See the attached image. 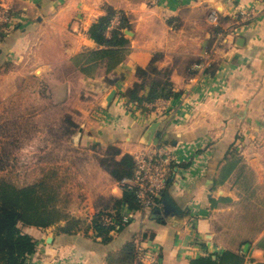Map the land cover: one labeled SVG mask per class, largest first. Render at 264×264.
Returning a JSON list of instances; mask_svg holds the SVG:
<instances>
[{
    "label": "crops",
    "instance_id": "1",
    "mask_svg": "<svg viewBox=\"0 0 264 264\" xmlns=\"http://www.w3.org/2000/svg\"><path fill=\"white\" fill-rule=\"evenodd\" d=\"M7 2L13 18L0 35V62L51 44L45 36L53 33L68 57L101 48L90 36L91 25L106 6L126 13L131 33L125 30L128 54L119 65L109 73L98 67V73L87 74L81 68L87 59L80 58L71 65L73 77L55 78L49 87L56 98L66 97L65 104L77 96L84 101L75 107L79 113L100 107L107 114L96 117L103 125L88 130L73 118L79 125L75 142L90 144L98 159L109 145L133 157L166 145L175 166L164 194L169 192L186 215L178 227L162 208L156 214L123 208L131 222L108 244L90 237L92 230L60 234L56 226L26 227L37 245L30 264H109L129 241L137 251L141 246L157 255V264H190L223 250L244 253L243 264H264V0ZM155 54L157 68L171 70L178 96L147 104L145 112L127 109L122 94ZM50 68L43 63L37 70L42 74ZM107 78L118 80L108 84ZM114 89L111 101L97 103ZM97 163L94 172L103 180L97 198H121L122 184ZM97 198L77 204L70 214L90 222ZM145 233L153 237L143 239ZM141 260L148 264L146 257Z\"/></svg>",
    "mask_w": 264,
    "mask_h": 264
},
{
    "label": "trees",
    "instance_id": "2",
    "mask_svg": "<svg viewBox=\"0 0 264 264\" xmlns=\"http://www.w3.org/2000/svg\"><path fill=\"white\" fill-rule=\"evenodd\" d=\"M105 11L89 29L91 38L101 48L85 49L87 60L81 64V68L87 74L97 67H104L109 73L128 54V38L125 33L126 29L131 28L128 16L124 11L115 10L111 6H106ZM116 15L119 16L118 22L109 30ZM158 57L155 54L148 67L137 69V80L122 94L126 99L127 109L135 107L136 110L145 112L149 110L147 104L178 96L171 80V70L159 69L155 65ZM106 80L108 84H112L118 79ZM65 121L66 134L78 129L79 125L71 115H67ZM121 154V149L109 145L99 162L112 180L122 184L124 194L121 198H102L90 222L70 214L63 182L58 181V170L50 169L41 180L25 186H18L0 176V264H30L29 257L36 252L37 245L34 236L24 230L26 227L47 229L56 226V232L60 234H73L83 230L87 235L92 230L94 236L90 237L101 238L104 244L110 243L115 234L131 222L125 220L123 208L142 211L135 191L122 183L124 179L133 177L134 157L129 153ZM154 213L156 214L155 211ZM151 237L153 235L148 233L142 236L143 239ZM137 253L135 242L129 241L119 254L111 256L109 264H136ZM244 261V253L223 250L208 252L192 259L190 264H243Z\"/></svg>",
    "mask_w": 264,
    "mask_h": 264
},
{
    "label": "rangeland",
    "instance_id": "3",
    "mask_svg": "<svg viewBox=\"0 0 264 264\" xmlns=\"http://www.w3.org/2000/svg\"><path fill=\"white\" fill-rule=\"evenodd\" d=\"M54 39L59 40L57 33L46 34L45 40L51 44L40 45L25 57L0 62V176L25 186L41 180L48 170L56 169L68 197L67 209L76 210L77 204L89 199L96 202L102 191L99 183L103 180L94 172L99 162L97 154L92 152L90 144L75 142L78 129L66 134L65 117L71 115L87 130L105 122L96 118L102 114L100 107L79 113L75 107L84 101L78 96L65 104L66 97L56 98L52 92L49 86L53 80L73 77L71 65L87 57L85 50L78 57L65 56ZM84 42L88 43L85 39ZM43 63L51 68L41 74L37 69ZM92 72L98 73V67ZM100 100L97 103H105L107 98ZM98 202H101L99 197Z\"/></svg>",
    "mask_w": 264,
    "mask_h": 264
},
{
    "label": "built area",
    "instance_id": "4",
    "mask_svg": "<svg viewBox=\"0 0 264 264\" xmlns=\"http://www.w3.org/2000/svg\"><path fill=\"white\" fill-rule=\"evenodd\" d=\"M160 0H150L157 5ZM13 18L11 7L7 0H0V35L7 31V26ZM116 15L112 20L109 30L118 22ZM213 18L214 14H213ZM201 64L196 65L200 69ZM135 168L132 178H126L122 183L127 184L135 191L141 209L144 212H157L161 209V201L167 187L170 174L174 169L173 155L166 145L156 144L135 154ZM127 220V217H124ZM109 221L111 219L108 218ZM144 249L138 247V259L146 257L151 264H157V255L153 252L144 253Z\"/></svg>",
    "mask_w": 264,
    "mask_h": 264
},
{
    "label": "water",
    "instance_id": "5",
    "mask_svg": "<svg viewBox=\"0 0 264 264\" xmlns=\"http://www.w3.org/2000/svg\"><path fill=\"white\" fill-rule=\"evenodd\" d=\"M127 33H131L129 30H126ZM116 93V90H112L108 96L107 100L111 101ZM157 141V140H156ZM155 141V142H156ZM162 209L161 214L169 219L174 225L180 227L183 222L186 220L185 213L176 205L173 198L171 197L169 192H166L162 197ZM156 216V215H155Z\"/></svg>",
    "mask_w": 264,
    "mask_h": 264
}]
</instances>
